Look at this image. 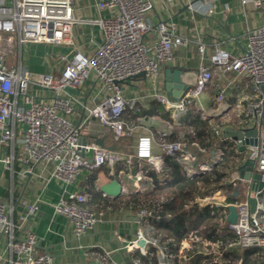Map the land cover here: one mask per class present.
I'll return each instance as SVG.
<instances>
[{
	"label": "built area",
	"instance_id": "2783aa9c",
	"mask_svg": "<svg viewBox=\"0 0 264 264\" xmlns=\"http://www.w3.org/2000/svg\"><path fill=\"white\" fill-rule=\"evenodd\" d=\"M78 1L12 0L11 6L0 3V165L12 172L14 165H19L21 170L17 177L21 182L34 177L72 186L84 171L102 167L111 171L120 161L128 166L136 161L155 173L159 186H166L173 181L166 168V160L172 159L186 177L192 179L190 177L202 166L195 165L193 151L198 149L195 144L164 139L155 154L151 151V138L138 137L136 152L128 155L91 143L88 138L95 131L93 127L99 128V139L111 136L115 141L124 142L131 137L132 128L121 120V115L134 111L136 104L134 99L125 97L124 90L127 83L138 79L136 77L140 74H144V79L154 87L151 99L161 104L177 123L188 117L191 107L204 93L212 79V68L245 75L251 82L252 93H242L237 98L233 118L236 130L256 132L255 145L245 147V159L253 163L251 175H259L261 188L252 191V179H242L237 168L230 170L217 186H202L199 191L209 194L195 197L193 205L217 209L218 232L232 234L235 239L225 244L213 243L192 234L182 241L177 258L179 264H189L197 257L202 260L211 257L208 260L212 264H227L232 260L231 251L248 249L258 250L264 256V21L246 34L241 53L233 55L214 47L207 59L208 64L199 66L193 84L179 99L170 101L158 91L161 70L172 62L174 50L185 45L186 41L176 34L171 22L153 25L148 21L153 0H92L98 13L110 14L107 18L96 19L83 14L88 6L77 5ZM197 2L209 15L214 13L215 0ZM193 3L188 5L191 11ZM81 24L96 27L102 35L101 43L91 56L78 50L70 56L59 53L56 57L62 69L56 74H37L27 70L23 54L25 47L70 48L74 27ZM151 32L157 33V39L149 47L144 37ZM197 50L203 55L204 46L199 44ZM86 82L97 83L106 96L92 108L84 106V118L74 124L68 117L75 112L74 105L78 101L66 90L80 89ZM224 97L220 92L215 100L222 103ZM212 131L215 136L220 135V129ZM221 142H227V139ZM221 155L220 151L216 157ZM132 181L141 185L140 191H145V184L150 179L139 170ZM235 192L236 196L231 198ZM219 194L231 201H222L217 197ZM250 199L255 202L253 211L250 210ZM89 201L90 197L76 188L63 191L57 202L51 205L56 215L67 219L76 238L94 229L103 215V210H91L87 206ZM39 203L40 200L36 199L27 206L25 215L14 221L13 207L0 201V233L8 240L9 264H53L48 253L38 250L36 235L25 228L27 220L37 212ZM230 206L236 212L234 223L226 221ZM160 209L158 206L156 210L159 212ZM153 210L137 211L139 228L136 239L126 247L139 250L141 254L145 253V246L152 247L159 264H170L165 247L153 236L154 228L150 222L155 219ZM141 240L145 243L143 248L137 245ZM233 262L240 264L237 259ZM101 264L119 263L104 257ZM131 264L139 263L134 261Z\"/></svg>",
	"mask_w": 264,
	"mask_h": 264
},
{
	"label": "crops",
	"instance_id": "0c3cea01",
	"mask_svg": "<svg viewBox=\"0 0 264 264\" xmlns=\"http://www.w3.org/2000/svg\"><path fill=\"white\" fill-rule=\"evenodd\" d=\"M215 1L216 9L213 14L209 15L206 8L199 5L197 0H171L170 2L153 0V10L147 15L148 21L153 25L157 22H171L175 26L176 34L186 41L185 45L174 50L172 62L163 66L161 70L158 91L163 94H165L166 69L180 70L182 82L189 87L194 82L199 66L208 64L207 59L214 47L227 50L233 55L241 53L246 44V34L259 27L264 21V0ZM0 3L11 6L12 0H0ZM192 3L193 11L187 8ZM92 4V0L77 2L79 6H88L86 10H83V14L89 15L92 19L110 16L107 12L98 13ZM156 39L157 33L151 32L144 37V42L151 47ZM101 41L102 35L96 27L88 24L77 25L74 27L73 46L70 48H51L41 45L25 47L23 49L25 66L32 73L56 74L62 69V65L58 63L56 57L59 53L70 56L75 50H78L91 56ZM199 44L204 46L203 55L198 53ZM15 51L17 52V49ZM33 67L36 69L32 70ZM211 72V82L200 99L190 109L193 115L196 112V116L198 115L201 120L210 125L211 144L205 147L197 142L186 141L188 144H195L198 147L193 151L196 157L195 165L201 164L199 172L204 173L221 161L226 144L234 143L237 148V142L229 137V133L236 131V123L233 118L235 103L242 93L249 95L252 93L251 82L245 75L222 72L217 68H212ZM153 90L154 87L144 78L133 79L127 83L124 95L126 98L134 99L136 104L134 111L125 112V117L129 114L134 119L129 120L128 117L121 119L132 128V135L127 141H115L111 136L99 139V128L94 126L95 131L93 130L91 137L88 138L90 142L133 155L136 152L138 137H150L151 151L155 154L158 153V144L164 139H170L174 133V126L179 125L185 117L181 118L179 123L173 121L170 113L161 104L151 99ZM220 92L225 96L222 103L215 100L216 95ZM66 93L78 101V104L74 105L75 112L68 117L74 124L84 118V106L92 108L106 96L99 85L93 82H86L80 89H67ZM216 128L220 129L218 136H215L212 131ZM224 138L227 139V142L222 143ZM238 150L240 151L239 148ZM220 151L222 155L217 158ZM242 154L245 157V150ZM20 170L21 167L17 164L14 165L13 172L0 165V201L8 207H13L15 221L25 215L28 205L33 204L36 199L40 200L37 212L34 217L27 220L25 228L36 235L38 250L48 253L52 257L53 264H101L104 257L119 264H130V252L138 251L140 253L139 250H128L126 247L136 239V231L139 228L138 210L101 209L104 212L95 228L81 238H76L67 219L56 215L51 205L57 202L63 191H71L76 188L82 189L90 197V200L96 194L107 202H112L126 194L140 192L141 185L132 181V177L139 170L144 171L150 179L145 184L146 190H153L154 181L157 182V185L158 181L154 172L155 179L149 174V172L152 174V171L147 165L134 161L131 166H128L124 161H120L111 171L106 167L84 171L72 186H66L56 180L43 181L34 177L21 182L17 177ZM167 174L171 176L168 170ZM126 175H130V177L128 178ZM112 181L117 182L121 188L120 195L116 198L105 196L100 192L101 186ZM199 195L197 192L194 199ZM193 202L187 207L192 206ZM7 242L8 240L4 237L0 240V264H9L10 254L7 251ZM148 248L150 247L145 246L144 251Z\"/></svg>",
	"mask_w": 264,
	"mask_h": 264
},
{
	"label": "trees",
	"instance_id": "16d2710c",
	"mask_svg": "<svg viewBox=\"0 0 264 264\" xmlns=\"http://www.w3.org/2000/svg\"><path fill=\"white\" fill-rule=\"evenodd\" d=\"M196 113V112H195ZM189 113L179 125L174 126V133L170 136L169 142L184 140L187 142H197L201 146H210L211 136L209 135L210 125L201 120L198 115ZM134 119L129 114L123 113L121 119ZM214 134V133H213ZM224 155L219 163L200 177L189 179L186 177L181 167L172 159L166 160V168L173 178V181L166 186H159L155 182L153 190L140 191L133 194H126L120 198L107 202L99 195L89 201L87 206L94 211L105 208H126L130 210L154 209L155 219L150 222L154 228L153 236L166 249L170 264L178 263V250L182 241L189 235H196L204 240L222 242L223 244L232 242L235 237L232 234L218 232L216 219L219 214L217 209L198 208L196 205L187 207L193 202L197 192L200 196L209 193H200L202 186H217L225 177L224 168L235 169L243 161V151H239L234 143L226 144ZM154 178L153 172H149ZM155 179V178H154ZM228 190V187H225ZM160 206L158 212L156 209ZM232 260L227 264H234L233 260H240V264H264V256L258 250L248 249L242 252L231 251ZM131 262L139 264H159L155 250L150 247L144 254L138 251L130 252ZM197 257L193 264H212L206 258L202 260Z\"/></svg>",
	"mask_w": 264,
	"mask_h": 264
},
{
	"label": "water",
	"instance_id": "95a60500",
	"mask_svg": "<svg viewBox=\"0 0 264 264\" xmlns=\"http://www.w3.org/2000/svg\"><path fill=\"white\" fill-rule=\"evenodd\" d=\"M188 8V7H187ZM182 72L178 69L171 70L166 69L165 70V85H164V91L167 96V98L170 101H176L179 99L187 90L188 86H186L182 80H181ZM136 78H144V74L138 75ZM262 89L264 90V86H262ZM263 124H264V117H263ZM229 137L235 140L238 145L237 147L240 149V151H244L246 146H252L256 143V132L254 130L246 131V130H236L232 133H229ZM88 160L90 161V154L87 155ZM214 165V164H213ZM211 165V166H213ZM252 166L253 163L249 161L248 159H245L238 167L237 171L240 174V177L246 181H248L250 178L252 179V185L251 190L252 191H258L261 188V185L258 183L259 181V175L258 174H252ZM204 172H198L197 174L193 175L190 178H194L198 175H202ZM28 177H30L28 175ZM100 192L103 193L105 196L116 198L120 195L121 188L118 185L117 182L112 181L108 184H105L101 186ZM236 192L231 195V198H234L236 196ZM250 210L253 211L254 209V200L250 199ZM229 214L226 218V221L228 223H234L236 220V212L235 208L233 206H230L228 208ZM3 237V233H0V239ZM138 247L143 248L145 246L144 241H138L137 242Z\"/></svg>",
	"mask_w": 264,
	"mask_h": 264
},
{
	"label": "rangeland",
	"instance_id": "374dc122",
	"mask_svg": "<svg viewBox=\"0 0 264 264\" xmlns=\"http://www.w3.org/2000/svg\"><path fill=\"white\" fill-rule=\"evenodd\" d=\"M46 68V67H45ZM34 69H36L35 67H33V69L32 70H34ZM245 157L243 156V159H244ZM224 170H225V177H227L228 175H229V173H230V169H228V168H224ZM200 193H201V191H199ZM217 197L218 198H220L222 201H225L226 203H228V202H230L231 201V199H229L227 196H225V195H222V194H219V195H217ZM221 235V234H220ZM215 250H217V249H215ZM208 258H211V257H208ZM208 258H207V260H208ZM195 259H197V258H192L190 261H189V264H193V261L195 260ZM200 259V258H199ZM234 264H237V263H234Z\"/></svg>",
	"mask_w": 264,
	"mask_h": 264
}]
</instances>
